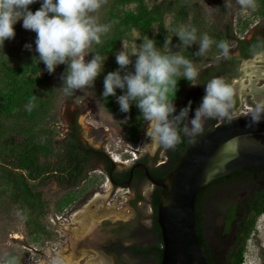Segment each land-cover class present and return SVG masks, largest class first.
I'll return each mask as SVG.
<instances>
[{
  "label": "rangeland",
  "instance_id": "rangeland-1",
  "mask_svg": "<svg viewBox=\"0 0 264 264\" xmlns=\"http://www.w3.org/2000/svg\"><path fill=\"white\" fill-rule=\"evenodd\" d=\"M222 1L223 14L218 16L211 0H102L93 15L110 29L102 34L99 44L92 43L86 60L92 53L107 56L104 70L94 87L72 93L61 87L66 65L49 74L42 63L33 60L36 34L25 30L22 21L14 26L15 38L6 40L0 51V264L13 257L17 264H156L152 257L135 258L113 248L118 241L123 246L154 243L137 224L148 226V210L143 205L150 184L143 186L138 202L131 189L112 186L98 161L89 162L75 186L61 183L56 171L64 166V141L74 121L83 145L103 151L117 171L126 169L134 154L138 157L141 153L149 161H165L164 148L153 146L150 122L139 109L133 105L123 113L115 97L102 96L104 75L119 67L115 54L123 46L134 54L145 36L153 38L162 52L172 50L191 60L198 78L222 59L238 55L237 43L227 37L225 27L243 40L264 31V0H251L247 6L241 0ZM39 7V2L30 5L33 11ZM184 25L197 29L198 39L190 47L176 37ZM205 33L214 43L197 55L199 38ZM26 43H32V51L24 47ZM221 43L227 45V52L219 47ZM261 55L264 50L240 61L237 74L228 81L238 99L230 115L259 106L244 68L255 60V67L264 70V57L256 58ZM176 79H181L174 101L178 112L196 87H190L182 76ZM240 81L247 85L242 96L237 91ZM255 87H264V78L259 77ZM193 115L187 118L185 128H191ZM205 123L206 119L202 128H208ZM263 188L260 179L238 190L218 191L206 201L201 216L204 238L217 264H229L228 249L234 237L233 230L224 233L223 229L228 210ZM97 195L99 200L90 203ZM83 210L79 218L77 214ZM131 221L136 228L133 233H129ZM103 245L106 254L96 249ZM242 264H264V213L257 217L245 242Z\"/></svg>",
  "mask_w": 264,
  "mask_h": 264
},
{
  "label": "clouds",
  "instance_id": "clouds-1",
  "mask_svg": "<svg viewBox=\"0 0 264 264\" xmlns=\"http://www.w3.org/2000/svg\"><path fill=\"white\" fill-rule=\"evenodd\" d=\"M37 2L40 7L33 11L30 5ZM101 3L102 0H0V51L6 40L15 38L14 26L22 21L25 30L36 34L37 55L33 60L42 63L49 74L54 73L59 65H66L61 76L65 93L92 88L107 60V56L98 53H92L91 59L86 60L92 43L99 44L102 34L110 29V25L99 23L93 15ZM241 3L247 6L251 0H241ZM176 37L182 45L190 47L198 39L197 29L181 26ZM213 43L208 34H203L196 54L202 55ZM24 47L29 51L33 49L32 43H26ZM219 47L227 52L226 44L221 43ZM115 60L119 67L104 75L102 96L115 97L123 113H128L133 105L139 109L144 119L150 122L154 147L171 148L179 140L178 131L170 119L173 115L189 117L194 111L190 118L191 128H185L189 135L201 132L206 118L231 119L233 87L220 77L212 78L203 86L204 95L198 107L193 110L189 101L175 114L174 99L181 80L176 77L182 76L190 87H199L198 71L191 60L178 52H162L153 38L145 36L134 54L123 46L115 54ZM117 90L122 94L117 95ZM3 264H17V261L13 257Z\"/></svg>",
  "mask_w": 264,
  "mask_h": 264
},
{
  "label": "water",
  "instance_id": "water-1",
  "mask_svg": "<svg viewBox=\"0 0 264 264\" xmlns=\"http://www.w3.org/2000/svg\"><path fill=\"white\" fill-rule=\"evenodd\" d=\"M142 169L151 184L161 190L157 205L160 264H207L195 227L196 196L217 179L264 170V107L230 120L222 117L187 146L164 178H153L145 166Z\"/></svg>",
  "mask_w": 264,
  "mask_h": 264
},
{
  "label": "trees",
  "instance_id": "trees-1",
  "mask_svg": "<svg viewBox=\"0 0 264 264\" xmlns=\"http://www.w3.org/2000/svg\"><path fill=\"white\" fill-rule=\"evenodd\" d=\"M212 5L214 6L215 13L218 16L223 14L222 0H211ZM227 37L233 39L237 43V49L239 51V56L230 57L228 60L230 63H233L234 66L236 62L250 58L252 54H256L264 50V31H260L254 34L250 39H236L231 32V29L226 26ZM227 60V61H228ZM226 60L222 61V64L216 67L213 70H207L208 73H216V76L227 77L229 75H236V69L234 66L225 65ZM180 90V86H178ZM178 90V92H179ZM178 92L176 93L174 101L178 97ZM202 91H199L197 95L192 96L189 101L192 102V108L194 102L201 95ZM188 101V103H189ZM187 103V104H188ZM185 117L177 116L174 120V127L177 129L179 134V140L170 148L169 152L171 153V162L166 167L165 171L161 172L159 168L154 170L152 173L157 179L164 178L176 165L181 154L185 151L187 146L195 140L200 134L205 132L208 128L212 127L216 121L212 120V123L208 128L202 129L201 132L197 133L192 138H187L183 133V124ZM65 146V155H64V166L57 169V178L58 180L67 185L75 186L80 179L84 176L86 166L90 161L94 160L96 156H100L102 161L106 166V170L110 171L112 166V161L109 157L103 153V151L95 150L89 148L80 141L78 135V126L76 122L70 123V128L66 135L64 141ZM264 180V170H250L233 173L227 177H223L213 181L206 187H203L197 194L194 207V218H195V227L198 237L199 244L202 248V252L206 258L207 264H217L210 250L203 232V222L201 218V211L206 203V201L211 198L218 191H233L240 189L243 185H248L252 181ZM160 188H155L151 201L154 208V222L152 232L154 234V243L149 246H122L119 247L120 250L128 251L133 256L141 257L144 260L149 259L150 257L155 259L156 264H160L161 260V248L162 240L160 235V228L157 223V205L160 194ZM264 213V188L250 194L248 197L243 199V203L239 207H233L228 210L224 220V233L227 231L233 230V237L231 246L228 249V261L229 264H242L243 255H244V245L248 239L257 217ZM124 231V230H123Z\"/></svg>",
  "mask_w": 264,
  "mask_h": 264
},
{
  "label": "flooded vegetation",
  "instance_id": "flooded-vegetation-1",
  "mask_svg": "<svg viewBox=\"0 0 264 264\" xmlns=\"http://www.w3.org/2000/svg\"><path fill=\"white\" fill-rule=\"evenodd\" d=\"M254 54L251 55V57L253 56ZM239 56V51H238V55L236 56H233V55H230L229 57H227L226 59H222L219 64H217L215 67L211 68V69H207V70H213L215 69L216 67H218L219 65L222 64V61L223 60H228L230 57H237ZM248 59V58H247ZM244 60V59H243ZM242 61V60H240ZM236 62L235 66L233 63H230V61L228 60L227 62H225V65H230V66H234V68L236 69V74H237V68H238V64L239 62ZM207 70L203 71L200 75H199V78H198V83L200 84L199 87H196V89L194 90V92L188 97L184 107L187 105L189 99L192 97V96H195L197 95V93L199 91H202L201 95L199 96V98H197L196 102H194L193 104V110L195 109L196 105L201 101L203 95H204V85L209 81L211 80L212 78L214 77H217L216 76V73L217 72H214V73H208L207 75ZM235 75H229L227 77H222L220 76V78H223L227 83L228 81L233 78ZM219 77V76H218ZM238 102V99H237V95L235 93H233V105L235 107V105L237 104ZM183 108V107H182ZM181 108V109H182ZM180 109V110H181ZM234 109V108H233ZM179 110V111H180ZM176 112V114L179 113ZM194 113L193 112H190L189 113V117ZM232 113V112H231ZM177 116L174 115L173 118H172V123H173V126L175 125L174 124V120ZM217 117V116H216ZM216 117H211V118H206V126H210V124L212 123V120H215L217 122V118ZM188 117H185L184 118V124H183V133L184 135L187 137V138H192L193 136L195 135H188L186 134L184 128H185V124H186V120H187ZM204 129V127L202 128ZM170 148H164V153H165V161H158L156 159L152 160V161H149V159L146 157V156H143L141 155V153L138 155V157L132 162L130 163V165L122 170V171H117L115 170V165L114 166H111V169L110 171H107L106 170V166L104 164V162L102 161L101 157L100 156H96L95 157V161H98L100 162L102 165H103V170L104 172L106 173L108 179L112 182V186L113 187H123V188H127V189H131L133 191V193L136 195V199L138 202H141V192H142V188L144 185L146 184H150L151 185V188L150 189H147L146 190V193H147V200L145 201V204L143 205V207L147 208V212L145 214L146 218H147V221H148V226L143 224V223H137L140 230L143 231L144 233H147L150 237L154 238V234L152 232V229H153V222H154V208H153V205H152V201H151V197H152V194L155 190V188H158V187H154L151 182L149 181L148 177L146 176L144 170L142 169L143 166H145L148 170V173L151 177L153 178H156L154 175H153V171L156 170V169H159V168H163L161 169V172L162 173L163 171H165L166 167L170 164L171 162V153L169 152ZM93 160V161H94ZM123 184H127V186H121ZM143 197V196H142ZM128 224H130L129 226V233H133V229H136L135 228V223L134 222H129ZM115 245H113V248L116 250L115 252H121L122 250L119 249V247H122L123 245L121 244V241H118L117 243H114ZM153 244V243H151ZM149 244V245H151ZM130 245H136V246H143V245H138V244H135V243H131L129 245H126V246H130ZM149 245H144V246H149ZM124 246V247H126ZM96 249H98L101 253L103 254H106V251H107V248L103 245V246H98ZM128 252V251H127ZM130 253V252H129ZM131 254V253H130ZM132 257H135V258H141V257H137V256H133L131 254ZM143 259V258H141ZM155 260V259H154Z\"/></svg>",
  "mask_w": 264,
  "mask_h": 264
},
{
  "label": "bare ground",
  "instance_id": "bare-ground-1",
  "mask_svg": "<svg viewBox=\"0 0 264 264\" xmlns=\"http://www.w3.org/2000/svg\"><path fill=\"white\" fill-rule=\"evenodd\" d=\"M258 57L261 58V57H264V55L256 56V58H258ZM254 61L251 60L250 62L246 63V67L244 68V72L247 74V76L249 78V81H250V85L248 84L250 92L252 94H254V95L256 94L254 98H256L255 101L258 103L257 105L264 107V105H263L264 104V87H261V88H256L255 87V83L257 82L258 78L259 77L264 78V70L255 67V62ZM252 76H254L255 78L252 79L253 78ZM246 86L247 85L244 84V81H240V83L237 85V91H238V94L240 96H242L243 93L245 92V90L247 89ZM115 160L117 162H120V160L118 158L115 159ZM99 198H100L99 195L94 196V198L92 199V201H90V203H92V202H94L96 200H99ZM84 213H85V210L79 212L77 214V216H79V218H82L81 215L84 214ZM74 221H76V220H74Z\"/></svg>",
  "mask_w": 264,
  "mask_h": 264
},
{
  "label": "built area",
  "instance_id": "built-area-1",
  "mask_svg": "<svg viewBox=\"0 0 264 264\" xmlns=\"http://www.w3.org/2000/svg\"><path fill=\"white\" fill-rule=\"evenodd\" d=\"M252 110V108H250L248 111H239L238 113H236L235 111L233 112V113H231V117L232 116H236V115H243V114H246V113H248V112H250ZM134 157H133V159H131V162H133L137 157H136V155L134 154L133 155Z\"/></svg>",
  "mask_w": 264,
  "mask_h": 264
}]
</instances>
